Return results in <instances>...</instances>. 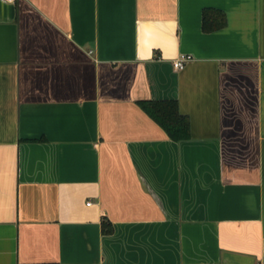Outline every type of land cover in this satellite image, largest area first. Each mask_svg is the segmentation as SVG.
Instances as JSON below:
<instances>
[{
	"label": "crops",
	"instance_id": "1",
	"mask_svg": "<svg viewBox=\"0 0 264 264\" xmlns=\"http://www.w3.org/2000/svg\"><path fill=\"white\" fill-rule=\"evenodd\" d=\"M0 264H264V0H0Z\"/></svg>",
	"mask_w": 264,
	"mask_h": 264
},
{
	"label": "trees",
	"instance_id": "2",
	"mask_svg": "<svg viewBox=\"0 0 264 264\" xmlns=\"http://www.w3.org/2000/svg\"><path fill=\"white\" fill-rule=\"evenodd\" d=\"M206 16V14H205ZM206 20V18H204ZM143 109L169 134L175 141H182L190 136V124L187 117L179 113L176 103H145ZM103 232L111 234L112 225L103 221Z\"/></svg>",
	"mask_w": 264,
	"mask_h": 264
},
{
	"label": "built area",
	"instance_id": "3",
	"mask_svg": "<svg viewBox=\"0 0 264 264\" xmlns=\"http://www.w3.org/2000/svg\"><path fill=\"white\" fill-rule=\"evenodd\" d=\"M5 2L8 3H14L16 0H3ZM192 61V57L189 55H181L180 57H178L174 63V69L176 71H182L185 69V67L187 66L188 63H190Z\"/></svg>",
	"mask_w": 264,
	"mask_h": 264
}]
</instances>
